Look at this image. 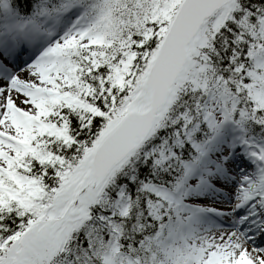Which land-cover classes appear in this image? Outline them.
<instances>
[{
    "label": "snow or ice",
    "instance_id": "obj_1",
    "mask_svg": "<svg viewBox=\"0 0 264 264\" xmlns=\"http://www.w3.org/2000/svg\"><path fill=\"white\" fill-rule=\"evenodd\" d=\"M0 264H264V0H0Z\"/></svg>",
    "mask_w": 264,
    "mask_h": 264
}]
</instances>
